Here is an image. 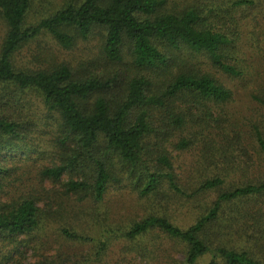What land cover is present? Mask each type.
Wrapping results in <instances>:
<instances>
[{
    "label": "trees",
    "instance_id": "obj_1",
    "mask_svg": "<svg viewBox=\"0 0 264 264\" xmlns=\"http://www.w3.org/2000/svg\"><path fill=\"white\" fill-rule=\"evenodd\" d=\"M33 2L0 0L7 26L0 51V240L13 245L4 264L12 254L22 253L19 247L29 242L24 238L39 231L44 220L35 195L5 197V180L12 169L1 154L9 150V142L21 139L22 124L32 122L21 121V99L27 93L39 95L48 112L58 116L60 164L44 168L42 176L55 181L67 174L75 176L65 182L67 193L103 200L110 185L118 182L117 162L135 180L142 197L153 196L155 202L163 189L171 196L166 201L191 202L224 184V178L216 177L185 188L169 151L173 134L186 126L189 116L198 121L195 131L202 134L200 129L211 128L215 108L232 97L229 88L189 61L206 56L218 70L240 75L237 66L225 60L236 40L212 24L217 14L214 6L208 11L196 5L175 10L169 0H67L50 16L28 25ZM231 4L235 8L252 1ZM42 34L66 50L99 34L109 70L84 69L81 75L66 63L47 69L17 64V52ZM184 51L190 58L180 55ZM127 54L131 61L124 66ZM256 137L264 152L263 134L257 131ZM175 147L191 145L181 139ZM263 196L264 178L223 190L187 228L165 214L151 213L125 232H111L135 242L159 229L185 244L183 259L175 264H198L208 255L209 264H264L259 244L264 237V210L249 205ZM232 229L250 239L246 247L227 239ZM62 234L74 241L90 240L67 228H62ZM110 242L106 238L99 243L96 257L104 255Z\"/></svg>",
    "mask_w": 264,
    "mask_h": 264
},
{
    "label": "rangeland",
    "instance_id": "obj_2",
    "mask_svg": "<svg viewBox=\"0 0 264 264\" xmlns=\"http://www.w3.org/2000/svg\"><path fill=\"white\" fill-rule=\"evenodd\" d=\"M66 1L34 0L27 15V24L34 25L50 16ZM169 1L175 10L196 5L208 11L214 6L217 14L212 24L236 40L235 47L230 48L225 60L237 66L240 70L238 76L218 70L206 56L189 61L195 68L213 75L229 88L232 97L215 108L211 115V128L199 130L207 136L195 131L198 121L189 116L186 126L173 134L169 146L182 186L193 189L203 179L216 177L224 178V184L191 202H179L178 199L166 201L165 198L171 196L163 189L164 194L155 202L153 196L142 197L135 180L117 162L118 182L110 185L103 200L67 193L65 182L75 176L67 174L56 181L42 176L44 168L60 164L62 151L58 142V116L48 112L39 95L27 93L21 99L20 109L24 118L21 121L32 122L22 124L21 139L9 142V150L1 154L4 164L12 169L5 180V197L10 200L35 195L43 209L44 220L39 231L24 238L29 242L26 247H19L22 253L12 254L6 264H175L183 259L185 244L168 237L159 229L152 230L135 242H129L120 232L114 234L111 230L125 232L134 222L151 213L165 214L176 225L187 228L223 190L264 178V152L256 137L257 131L264 137V0H250L252 4L235 8L231 4L235 0ZM6 33L7 26L0 13V51ZM101 47L99 34L87 40H78L68 50L51 36L42 34L23 46L15 59L20 66L39 69L66 63L82 75L84 69L109 70ZM180 55L183 58L191 56L186 51ZM129 61L131 58L127 54L124 66L129 65ZM188 99L194 101L193 98ZM190 103L181 102L180 105ZM181 139L189 141L191 147L177 149L175 145ZM249 205L264 210V196ZM62 228L87 236L90 240H70L62 234ZM232 230L233 233L226 236L228 240H233L231 244L246 247L250 239L242 231ZM106 238L111 239L109 248L98 258L97 248ZM259 240L262 246L260 251L264 254V237ZM11 249L13 245L0 240L2 264ZM210 260L211 256L208 255L198 264H209Z\"/></svg>",
    "mask_w": 264,
    "mask_h": 264
}]
</instances>
